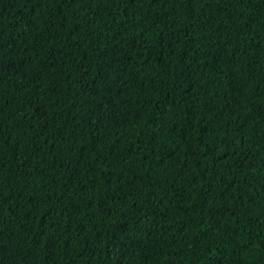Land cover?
<instances>
[{"label": "trees", "instance_id": "trees-1", "mask_svg": "<svg viewBox=\"0 0 264 264\" xmlns=\"http://www.w3.org/2000/svg\"><path fill=\"white\" fill-rule=\"evenodd\" d=\"M26 261L264 264V0H0V264Z\"/></svg>", "mask_w": 264, "mask_h": 264}, {"label": "rangeland", "instance_id": "rangeland-1", "mask_svg": "<svg viewBox=\"0 0 264 264\" xmlns=\"http://www.w3.org/2000/svg\"><path fill=\"white\" fill-rule=\"evenodd\" d=\"M137 82V76L133 74H129L120 83L118 89L111 94H108L106 98L110 100V104L107 105L101 111V118L96 123V132H98L103 125V122L110 118H119L121 116L120 113V104L123 98L124 93L127 89L132 88ZM10 264V263H8ZM24 264H31L29 261H26Z\"/></svg>", "mask_w": 264, "mask_h": 264}]
</instances>
